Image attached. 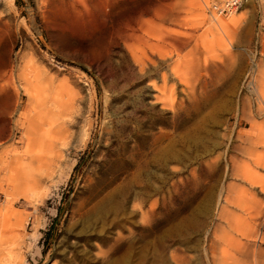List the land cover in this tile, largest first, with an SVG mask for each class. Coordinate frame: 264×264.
Returning a JSON list of instances; mask_svg holds the SVG:
<instances>
[{
  "label": "rangeland",
  "instance_id": "1",
  "mask_svg": "<svg viewBox=\"0 0 264 264\" xmlns=\"http://www.w3.org/2000/svg\"><path fill=\"white\" fill-rule=\"evenodd\" d=\"M209 2L0 0V264L264 249V102L246 89L264 78V0L229 17ZM144 116L173 143L152 164L136 147Z\"/></svg>",
  "mask_w": 264,
  "mask_h": 264
},
{
  "label": "bare ground",
  "instance_id": "2",
  "mask_svg": "<svg viewBox=\"0 0 264 264\" xmlns=\"http://www.w3.org/2000/svg\"><path fill=\"white\" fill-rule=\"evenodd\" d=\"M235 23H236L235 21H231L230 23H227V22L224 23L222 21V22H219V24L216 23L215 26H214V29L216 31H218L219 33H221V34H225L226 35V34H229L232 31V29H233L232 27L235 26ZM237 70H239L240 72L243 71V62H242V60L239 61L238 69ZM237 74H239V73H237ZM257 78L258 79H254L253 78V80L250 79L246 83V89L248 91H250L252 94L254 93L255 95H257L255 100L258 103V105L261 106V104L264 102V83H263V79L264 78L261 77V76H259ZM159 123H160L159 120L152 119L150 116H147V117L144 116V118L140 122V127H139L138 133L136 135V145H137L136 147H137V150H138V154H139L140 157H145V158L149 159V161H150L149 163L150 164L154 163L153 162L154 161V158L158 154H171V153L173 154V149H172V147H173L172 144L173 143H172L170 137H168V138L167 137H161V136L160 137H155L152 134V132L155 129L156 125L159 124ZM164 139H166V140L169 141L168 144L164 148H161L160 146H157V144L159 142H162ZM255 162L257 163V161H255ZM12 164L13 163H9L7 165V167H8L9 172H11L13 174V172H14L13 170L14 169H13V165ZM7 167H5V168L7 169ZM237 167L233 170L234 172L235 171L236 172L234 174H232V175L239 176V177H241V179L243 181H245V182H248L249 181L251 183L250 178L246 174H244L243 172H242L243 174H238L237 173V172H240V171H237L236 170V169L239 170V167L238 168ZM12 176L13 175L8 176L10 178L9 180H12L11 183L14 182L16 184V181H17L16 178H17V176L15 177V174H14L13 177ZM18 179H19V177H18ZM19 181H20V179H19ZM19 181H17V182H19ZM22 187H21V189H23ZM16 188H18V186H16ZM229 190H230V194L228 195V197H227V195L225 196L224 202L225 203L230 202V204H232L231 201L233 200L232 199L233 196H232V193H231V188H229ZM221 196H222V193H220L219 198H221ZM6 228H7L6 230H9V231H6L5 230L6 231V233H5L6 236L7 237H9V236L14 237L13 234L15 233V230H14L13 226L11 224H9ZM241 247L244 250L237 252L236 255L235 254L234 255H228V253L223 252L222 257L216 261V264H247L248 261H250V263H252V264H264V249L263 248H261V247H253L252 249H250V248H248V246L246 248L245 245L244 246H241Z\"/></svg>",
  "mask_w": 264,
  "mask_h": 264
},
{
  "label": "built area",
  "instance_id": "3",
  "mask_svg": "<svg viewBox=\"0 0 264 264\" xmlns=\"http://www.w3.org/2000/svg\"><path fill=\"white\" fill-rule=\"evenodd\" d=\"M249 0H210L209 12L219 17H229Z\"/></svg>",
  "mask_w": 264,
  "mask_h": 264
}]
</instances>
